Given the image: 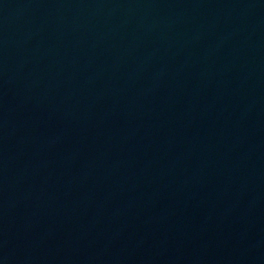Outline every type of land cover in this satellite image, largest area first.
I'll return each mask as SVG.
<instances>
[{
  "label": "water",
  "instance_id": "water-1",
  "mask_svg": "<svg viewBox=\"0 0 264 264\" xmlns=\"http://www.w3.org/2000/svg\"><path fill=\"white\" fill-rule=\"evenodd\" d=\"M198 264H264V89L228 172Z\"/></svg>",
  "mask_w": 264,
  "mask_h": 264
}]
</instances>
